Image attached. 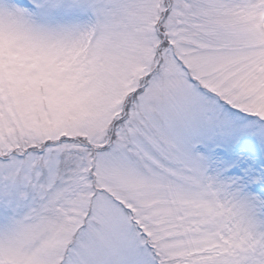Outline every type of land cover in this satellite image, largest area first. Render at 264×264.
<instances>
[{
  "label": "snow or ice",
  "instance_id": "obj_1",
  "mask_svg": "<svg viewBox=\"0 0 264 264\" xmlns=\"http://www.w3.org/2000/svg\"><path fill=\"white\" fill-rule=\"evenodd\" d=\"M0 264H264V0H0Z\"/></svg>",
  "mask_w": 264,
  "mask_h": 264
}]
</instances>
